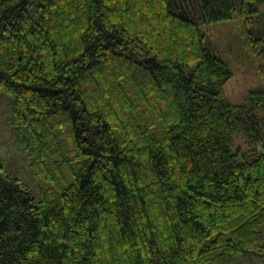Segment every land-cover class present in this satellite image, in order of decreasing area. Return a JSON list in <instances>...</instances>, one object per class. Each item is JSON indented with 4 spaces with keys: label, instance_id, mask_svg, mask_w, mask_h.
I'll return each mask as SVG.
<instances>
[{
    "label": "trees",
    "instance_id": "trees-1",
    "mask_svg": "<svg viewBox=\"0 0 264 264\" xmlns=\"http://www.w3.org/2000/svg\"><path fill=\"white\" fill-rule=\"evenodd\" d=\"M236 16L263 45L264 0H0V91L45 180L0 159V264L264 252V88L230 100L204 30Z\"/></svg>",
    "mask_w": 264,
    "mask_h": 264
},
{
    "label": "rangeland",
    "instance_id": "rangeland-1",
    "mask_svg": "<svg viewBox=\"0 0 264 264\" xmlns=\"http://www.w3.org/2000/svg\"><path fill=\"white\" fill-rule=\"evenodd\" d=\"M204 30L233 71L231 79L224 87L226 95L235 103L248 104L249 91L264 88V43L255 50L250 47L249 34H246L249 32H246L240 16L211 24ZM253 33L257 34L256 29ZM13 105V96L3 88L0 91V159L4 162L6 172L19 177L38 196L45 180L33 172L30 156L15 140L12 130ZM256 111L264 116L261 109ZM242 144L243 139L238 138L234 147ZM237 264H264V252L253 249L241 257Z\"/></svg>",
    "mask_w": 264,
    "mask_h": 264
}]
</instances>
